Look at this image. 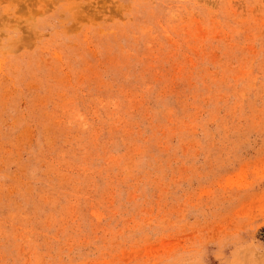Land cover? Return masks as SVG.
I'll return each instance as SVG.
<instances>
[{
	"label": "rangeland",
	"instance_id": "1",
	"mask_svg": "<svg viewBox=\"0 0 264 264\" xmlns=\"http://www.w3.org/2000/svg\"><path fill=\"white\" fill-rule=\"evenodd\" d=\"M0 264H264V0H0Z\"/></svg>",
	"mask_w": 264,
	"mask_h": 264
}]
</instances>
